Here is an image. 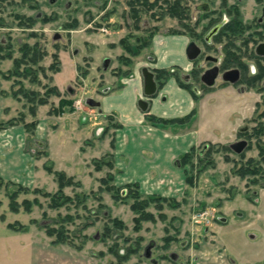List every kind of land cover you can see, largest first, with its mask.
<instances>
[{"label": "rangeland", "instance_id": "rangeland-1", "mask_svg": "<svg viewBox=\"0 0 264 264\" xmlns=\"http://www.w3.org/2000/svg\"><path fill=\"white\" fill-rule=\"evenodd\" d=\"M174 1L0 0V122L13 120L0 126V264H30L35 239L41 247L53 242L85 254L92 264H264V220L252 202L264 187V62L252 75L260 64L247 60L241 93L232 84L207 90L190 80L191 70L167 68L176 69L170 78L189 79L192 91L205 99L193 119L201 139L220 141L201 142L181 164L193 176L181 195L140 190L138 196L134 182L102 180L115 176L106 163L118 120L86 100L105 104L103 95L120 90L142 67L154 72L155 37L181 28V17L167 10ZM183 1L190 4L185 22L198 31L195 40L204 55L214 52L201 38L217 31L219 23L210 18L218 12L223 20L226 13H239L247 33L264 31V0ZM173 36L168 48H181L188 37ZM178 55L188 60L186 46ZM245 93L243 118L235 106ZM241 139L246 148L236 152L231 144ZM249 159L260 166L256 177L240 174ZM47 166L74 176L75 183L63 189L69 200L54 195L58 183ZM149 196L157 197L148 201Z\"/></svg>", "mask_w": 264, "mask_h": 264}, {"label": "crops", "instance_id": "crops-1", "mask_svg": "<svg viewBox=\"0 0 264 264\" xmlns=\"http://www.w3.org/2000/svg\"><path fill=\"white\" fill-rule=\"evenodd\" d=\"M174 34L176 33H165L155 37L153 65L155 68L179 65L189 70L192 62L178 55L182 47H187L189 38L183 40L179 49L176 46L168 48L167 45L173 42ZM122 86L120 90L103 95L105 104L101 105V99H96L101 105L98 107H102L99 113L115 114L118 120L113 137L115 146L111 148L116 169L115 181L138 183L144 194L157 193L167 197L181 195L189 183L186 181L184 168L181 167L180 157L203 141H220L201 139L198 125L193 124L196 116L187 123L154 124L147 121L144 113L147 111L148 114L167 119L182 117L197 108V105L200 107L202 99L196 102L193 94L181 86L176 77L158 86L156 95L150 98L145 96L141 73L135 74L132 79H125ZM114 93L117 99H113ZM245 94L244 102L237 101L239 104L235 106L243 111L240 114L243 118L247 116L248 109L247 93ZM140 99L148 100L147 110H142L139 106ZM202 101L201 106L204 107L205 99ZM233 111L235 113L237 110ZM252 202L259 208L257 213L264 220V187L257 190ZM29 245L32 247L28 256L30 264H92V260L85 254H73L63 248L62 244L52 242L41 247L42 244L35 239Z\"/></svg>", "mask_w": 264, "mask_h": 264}, {"label": "flooded vegetation", "instance_id": "flooded-vegetation-1", "mask_svg": "<svg viewBox=\"0 0 264 264\" xmlns=\"http://www.w3.org/2000/svg\"><path fill=\"white\" fill-rule=\"evenodd\" d=\"M189 5L190 4H188V2H184L183 0L182 2H180L181 28L177 29L176 34L188 35L189 41L187 47L189 43L192 41L195 42L200 47V45L195 40L198 31L196 30L192 31L191 27L189 26V23L185 22L186 20L184 19V17L187 18L189 15V9H190ZM213 12L216 11L213 10ZM223 15H224L223 13L218 12L216 16H212L210 18V20L216 22V24L219 23L217 24L218 29L213 34V36H211V38L210 37L207 38L205 37V35H203L201 38L204 48L212 49L214 50V52L208 51L209 53L204 55L203 50L200 47V53L198 54V56L194 59H190L188 57L187 47H186V56L192 62V67L189 69L191 70L190 73H192V71L196 72V75L193 76V78H190V80H193L194 83L195 82L200 83L203 86L208 87L207 90L216 86L217 84H225V85L232 84L237 88V90L241 91V88H243L241 87V85L243 86V83L241 81L243 79L242 72L244 71V69L248 68L247 60L252 59L253 61L259 62L258 64H260V62H264V53L262 52V50H264V40L261 39L263 37L264 31L258 30L257 32H254V34H251L250 32L247 33L246 31L248 26L244 24L242 16L239 13H233L232 15L226 13V15H228L229 17L225 20H223L224 19ZM263 19H264V6L262 7V13L259 17V23H260L259 25L264 26ZM236 20H239L241 23V29L238 33L231 34L229 30L227 31L224 30L223 32V28L225 26ZM261 44L262 47L259 51V47L261 46ZM232 51H234L238 55L239 61L237 60L236 62H234L233 66L227 67V65L230 64L231 61L230 59H232L231 57H233V53H231ZM202 59L207 64L206 67L201 63ZM214 66H218L219 73L215 78L214 84L208 85L202 80V75L206 70ZM230 69H238L240 72V77L236 82L227 81L222 76L223 72ZM254 69H255L254 73L252 72L249 73H251L252 75L259 73L261 71L260 70L261 64L258 66L255 65ZM249 73L247 74L248 77H249ZM219 77H221L222 80H220ZM182 80L186 81L187 83L190 82L189 79L183 78ZM238 85H240V88L237 87ZM194 91H196V89ZM205 92L206 90L203 92V94Z\"/></svg>", "mask_w": 264, "mask_h": 264}, {"label": "trees", "instance_id": "trees-1", "mask_svg": "<svg viewBox=\"0 0 264 264\" xmlns=\"http://www.w3.org/2000/svg\"><path fill=\"white\" fill-rule=\"evenodd\" d=\"M167 10L171 13V14H174V15H179L181 16V12H180V3L179 1H174V2H169L168 3V7H167ZM241 29V23L239 20H236V21H233L231 23H229L227 26H225L223 28V32L224 30L227 31L229 30L231 34H235V33H238ZM231 51V49H230ZM231 53H233V57H231L232 59H230V64L227 65V67H230V66H233L234 65V62H236L238 60V55L232 51ZM239 61V60H238ZM172 67H176V66H172ZM176 71V69H175ZM175 71H172V70H167V68H156L154 70V73H155V78L156 80L159 82V86H162L164 85L169 79H170V76H172ZM193 75L195 76L196 75V72L195 71H192ZM176 78L177 80L179 81V84L181 86H183L184 88L186 89H189L192 94H193V97L195 99L196 102H199L201 100V97H202V94H196L194 91H192V86L190 83H187L185 81L182 80L180 74L176 75ZM205 88H208L206 86H204ZM197 112L198 110L195 108L193 109L190 113L182 116V117H176V118H171V119H167V118H162V117H158L156 115H153V114H149L148 115V119L154 123V124H166V123H187L189 121H191L196 115H197ZM10 121V120H9ZM8 123H4V122H0V126H6V125H9L11 123H13L11 120V122ZM262 129V128H261ZM262 131V130H261ZM115 146V144L113 143V147ZM208 146V145H207ZM206 146V151H208L209 149L207 148ZM208 149V150H207ZM195 150V148H191L190 151L184 153L181 157H180V160H181V164L182 165H185L186 163L184 162H188L186 160H189L191 158V154L192 152ZM210 151V150H209ZM201 152V151H200ZM202 153V152H201ZM262 157H263V160H264V147L261 146V151H260ZM110 158L111 160H109L106 164L110 165L111 167L114 166V154L112 153L110 155ZM210 161V160H209ZM254 160L253 159H249L248 161V166H244V168L240 169V174L242 176H245V174H251V175H256L258 174V172L260 171V166L257 168L256 166H253ZM47 169L49 172L51 173H54L55 175V180L57 181L58 183V191L54 194V195H57V196H61V197H65L66 200H69L70 198L67 197V196H64L63 195V189L64 187H66L67 185H71V184H74L75 181H74V176L72 175H68L65 171L63 170H56V171H53L52 168L50 166H47ZM256 178H253V181H255ZM103 182L106 183L107 180H115V176L114 174H110L109 177H104L103 179ZM186 181L187 183H192L193 182V176H189V174L187 175V178H186ZM8 183H13L11 181H8ZM79 183V182H78ZM17 185L19 189L23 190V191H29L30 189L20 183H18ZM131 185V184H130ZM111 187V186H110ZM136 190H135V193L138 194V196H142V193L140 192V186L138 183H136ZM112 188V187H111ZM110 188V189H111ZM107 189H109V186H107ZM34 191H40V189H35ZM45 194L47 195H53L52 193L50 192H45ZM53 195V196H54ZM14 196H16V194H14L12 197L14 199ZM150 199H148V201H152L154 200V198H156L157 196H149ZM165 199V198H163ZM26 203L27 205L30 203L29 201L26 200ZM63 203V202H62ZM148 203V202H147ZM12 205H13V209H16V202H12ZM59 205V204H58ZM134 208H137L138 207V202L134 203L133 205ZM146 216V214H145ZM143 219V218H142ZM116 221H118L116 219ZM136 221L138 222L139 220L136 218ZM122 225V222H118ZM48 233L50 235H54L56 233V231H53V230H49ZM61 235V234H60ZM62 236V235H61ZM54 242H57V243H64L65 240H62L60 238H56L54 240ZM82 248V247H80ZM121 257V256H120Z\"/></svg>", "mask_w": 264, "mask_h": 264}, {"label": "water", "instance_id": "water-1", "mask_svg": "<svg viewBox=\"0 0 264 264\" xmlns=\"http://www.w3.org/2000/svg\"><path fill=\"white\" fill-rule=\"evenodd\" d=\"M261 47H262V44L259 47V51ZM262 52L264 53V50H262ZM199 53H200V47L195 42L193 41L190 42L187 47L188 57L190 59H194L198 56ZM108 62H109V58H105L103 61V64L105 67L108 66ZM218 73H219L218 66H214L204 72V74L202 75V80L208 85H213ZM141 74H142L143 81H144L145 96L148 98L155 96L158 91V84L155 79L154 72L150 70L148 67L144 66L141 68ZM222 76L227 81L236 82L240 77V72L238 69H230V70L223 72ZM86 101L88 104L93 105V106L100 105V102L98 100L91 98V97L87 98ZM148 105H149V102L147 99L139 100V106L141 107L142 110H147ZM246 145H247V141L244 139H241V140L233 142L231 144V147L236 152H242L246 148ZM149 247L150 246L146 248L147 256H149V252H148Z\"/></svg>", "mask_w": 264, "mask_h": 264}]
</instances>
